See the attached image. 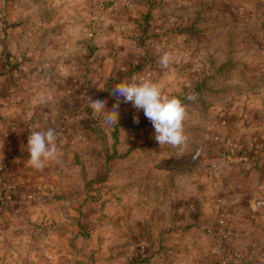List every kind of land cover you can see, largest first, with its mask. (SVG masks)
<instances>
[{"label": "rangeland", "instance_id": "1", "mask_svg": "<svg viewBox=\"0 0 264 264\" xmlns=\"http://www.w3.org/2000/svg\"><path fill=\"white\" fill-rule=\"evenodd\" d=\"M262 35L264 0H0V106L50 101L69 127L50 126L61 165L0 207V264H264ZM92 57L114 65L91 97L110 111L133 77L183 102V150L131 103L109 126L60 92Z\"/></svg>", "mask_w": 264, "mask_h": 264}, {"label": "crops", "instance_id": "2", "mask_svg": "<svg viewBox=\"0 0 264 264\" xmlns=\"http://www.w3.org/2000/svg\"><path fill=\"white\" fill-rule=\"evenodd\" d=\"M259 42L264 43L263 35ZM89 61L90 63L88 65L89 68H92V70H89V72H87L85 79L86 81H91L89 83L90 86H88V83H80V76L76 75V72L71 71L70 76L72 77L68 78L70 79V82L68 83H70L71 85V80L73 79L72 81H78L79 84H76L74 87L66 85L63 87V89L61 88L60 91L62 94H70L71 92L76 95L80 94L79 100L75 103V107L88 103L89 101L87 100L89 99V97H92L96 93V89H100V86L102 85L101 83V85L97 87L95 82L97 80L102 81V79L106 80V78L110 76L113 70L112 68L114 65H111L108 70L98 68L95 65V63L97 62L95 60V57L90 58ZM105 61L107 62V60ZM109 63L110 60L108 61V64ZM31 90L34 92L39 91L37 95H39V93H46V95H49L55 92V90H49L48 87L42 89H39L38 87H32ZM0 102L5 101L3 99ZM35 102L36 100H34V102L32 101V103L21 101V104L7 103V106L5 107L0 106V191L7 189V187L10 186L11 182L19 180L20 183L22 182V185L26 187V193L27 191L31 192L33 188L36 189L37 186H40L43 178H45L44 175L48 171H53L54 173V168L61 165L62 163V154L64 153L61 151V149H63V146L60 145V142L57 141L58 135L56 134L57 158L55 160L46 162L45 167L42 171L35 170L28 164L29 152L27 150V146L31 132L46 131L50 128V126H55L56 121H58L59 119L60 125L66 126L65 128H67V134H69V127L66 125V120L64 118L57 119L55 117V113L53 111L56 109H53L51 107L50 101L43 102L39 105L43 106V108H35L33 105L35 104ZM71 106L73 107V105ZM257 112H260V115H262V117L264 116L263 104H257V107H255L253 113V118L255 119L257 118V116L255 115ZM61 115L63 116L62 113ZM79 120L80 117H75L74 119V123H76L77 127ZM63 122H65V125ZM262 126L264 127V124H262ZM68 137L69 136H67V138ZM81 137H83V135H81V133L79 132V138Z\"/></svg>", "mask_w": 264, "mask_h": 264}, {"label": "clouds", "instance_id": "3", "mask_svg": "<svg viewBox=\"0 0 264 264\" xmlns=\"http://www.w3.org/2000/svg\"><path fill=\"white\" fill-rule=\"evenodd\" d=\"M159 64L168 68L173 62L172 54L165 53L159 59ZM116 98L113 110L106 108V100L89 97V107L92 113H104V120L109 125L119 121L116 109L120 103H131L137 110H143L145 117L151 121L155 129V139L159 145H169L183 150L189 137L185 133L184 121L186 107L183 102L175 97L165 94L158 83L148 80H139L133 77L129 83H119L112 89ZM189 99H195L190 96ZM134 122L139 123V117H134ZM29 152L28 164L35 170H43L45 163L57 158L56 133L52 128L46 131H33L28 139Z\"/></svg>", "mask_w": 264, "mask_h": 264}, {"label": "built area", "instance_id": "4", "mask_svg": "<svg viewBox=\"0 0 264 264\" xmlns=\"http://www.w3.org/2000/svg\"><path fill=\"white\" fill-rule=\"evenodd\" d=\"M20 181L19 180H15L12 183V187L10 190L8 191H0V207H6L8 204H11V200H9V197L7 196L8 194L13 196V200H15L14 202L16 203L17 200V196L18 193H16L18 191V189H20ZM12 198V197H11ZM21 200H19V204H20ZM18 204V206H19Z\"/></svg>", "mask_w": 264, "mask_h": 264}, {"label": "trees", "instance_id": "5", "mask_svg": "<svg viewBox=\"0 0 264 264\" xmlns=\"http://www.w3.org/2000/svg\"><path fill=\"white\" fill-rule=\"evenodd\" d=\"M203 82H204V81H201V84H200L201 86L203 85ZM177 162H179V160H175L174 163H173V164H175V165H173V168H176V169H177V170H174V172H173L174 174H176V173H178V174H183V173H185L186 169L189 168V167L191 166L190 164H186V166L181 167V166L178 165V164L176 165ZM7 196L10 197V198H11V197L13 198V196L10 195V194H8ZM12 198H11V199H12ZM11 199H9V200H11Z\"/></svg>", "mask_w": 264, "mask_h": 264}]
</instances>
